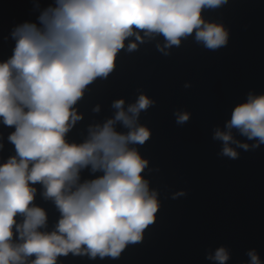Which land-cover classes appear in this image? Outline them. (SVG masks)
I'll return each mask as SVG.
<instances>
[{"label":"water","instance_id":"water-1","mask_svg":"<svg viewBox=\"0 0 264 264\" xmlns=\"http://www.w3.org/2000/svg\"><path fill=\"white\" fill-rule=\"evenodd\" d=\"M56 6L57 0H0V63L14 54L16 28L25 22L43 28L39 17ZM201 16L223 26L226 44L209 48L194 30L179 45L168 46L163 34L135 29L142 40L126 38L113 71L88 85L73 106L82 119L65 139L82 144L96 126L115 119V101L123 99L126 112L141 95L152 102L135 124L149 130V139L128 147L148 161L141 176L159 207L142 240L129 243L119 257L69 253L56 264H220L214 258L220 248L229 257L225 264H251L252 252L264 264V143L228 128L236 106L264 95V0H226L204 8ZM132 42L137 48L129 51ZM184 114L188 119L181 122ZM113 127L120 134L130 131L120 121ZM13 131L0 118V163L16 155L8 140ZM218 131L231 134L227 146L236 157L224 153ZM103 174L88 165L80 169L78 183ZM31 186L37 191L30 206L47 214L39 231L51 233L61 213L41 183ZM15 219L22 223L24 217ZM13 242H22L15 226Z\"/></svg>","mask_w":264,"mask_h":264},{"label":"clouds","instance_id":"clouds-1","mask_svg":"<svg viewBox=\"0 0 264 264\" xmlns=\"http://www.w3.org/2000/svg\"><path fill=\"white\" fill-rule=\"evenodd\" d=\"M226 0H57L40 17L43 28L25 22L12 33L17 38L14 54L0 63V118L14 126L8 140L16 155L0 163V264H56L58 256L88 254L92 258L119 257L129 243L142 240L143 231L155 220L159 204L155 192L141 176L148 161L132 143L150 137L136 127L140 111L152 103L141 95L136 104L123 109L114 102L115 119L91 130L82 144L68 143L66 134L82 119L73 107L98 77L115 67L126 38L161 33L167 45H179L193 33L209 48L227 43L223 26L206 23L204 8ZM137 48L129 43L128 50ZM96 111L99 110L95 109ZM131 113V115H129ZM187 114L179 117L181 122ZM123 123L130 131L120 134L113 125ZM236 127L249 139L264 143V95L250 97L236 106L228 128ZM226 142L224 153L236 157L227 146L230 133L217 132ZM3 147V145H0ZM242 147L247 148L244 144ZM91 165L103 175L78 183L80 169ZM41 183L44 196L54 200L61 213L56 230L39 229L46 224L44 209L30 206ZM24 217L17 223L16 216ZM21 243L13 242V227ZM251 264H261L252 252ZM225 264V249L215 257Z\"/></svg>","mask_w":264,"mask_h":264}]
</instances>
